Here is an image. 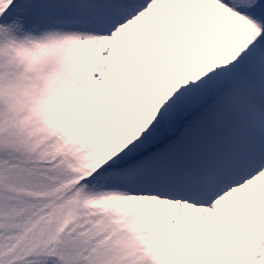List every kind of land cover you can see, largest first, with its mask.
I'll list each match as a JSON object with an SVG mask.
<instances>
[{"label":"snow or ice","instance_id":"obj_1","mask_svg":"<svg viewBox=\"0 0 264 264\" xmlns=\"http://www.w3.org/2000/svg\"><path fill=\"white\" fill-rule=\"evenodd\" d=\"M0 264H264V0H0Z\"/></svg>","mask_w":264,"mask_h":264}]
</instances>
